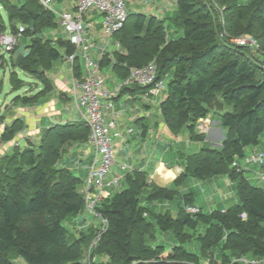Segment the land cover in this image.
<instances>
[{
    "label": "trees",
    "instance_id": "16d2710c",
    "mask_svg": "<svg viewBox=\"0 0 264 264\" xmlns=\"http://www.w3.org/2000/svg\"><path fill=\"white\" fill-rule=\"evenodd\" d=\"M218 1L224 13H215L209 0H177L176 10L163 18L130 11L125 26L115 34L126 52L116 51L114 59L104 55L100 67L111 66L122 80L132 68L154 59L157 81L170 75L159 107L174 134L187 130L192 139L203 141L205 135L196 133L197 123L211 113L218 116L226 131L221 145L205 144L186 156L185 171L174 185L188 176L200 180L228 176L239 203L224 212L214 210L205 215L199 209L190 214L186 208L194 207V196L180 195L178 216L169 211L150 216L145 203L173 200V186L149 185L144 171L127 173L126 187L95 208L109 221L95 250L99 264H201L203 258L214 264H218L217 258L230 264L234 257L264 262V189L233 166L236 159L239 163L245 159L246 149L258 145L264 134V61L233 42L242 36L252 37L264 52V0L248 4ZM0 7V35L18 33L20 28L12 25L16 19L32 25V30L22 26V34L29 32L33 39L24 55L10 58L14 68L10 83L15 92L25 87L18 70L34 78L42 91L19 95L15 100L21 106L39 104L53 88L47 76L53 62L74 54L75 48L66 39L55 43L43 36L58 22L36 0L22 6L0 0ZM169 25L182 31L181 36L169 40ZM71 65L73 75L82 81L79 55ZM152 88L135 86L121 93H147ZM229 106L232 110L225 111ZM25 127L20 118L6 124L0 143L12 140ZM89 136L90 130L82 121L57 124L46 129L38 141L29 139L27 146L14 147L1 158L0 264H14L17 259L27 264H84L98 228L77 233L64 225L87 210L82 179L59 164L70 146L88 142ZM28 220L31 227L26 228ZM201 224L205 226L203 233L199 232ZM166 231L178 242L170 249L156 243L157 234ZM192 239L201 243L202 257L185 247Z\"/></svg>",
    "mask_w": 264,
    "mask_h": 264
},
{
    "label": "crops",
    "instance_id": "0c3cea01",
    "mask_svg": "<svg viewBox=\"0 0 264 264\" xmlns=\"http://www.w3.org/2000/svg\"><path fill=\"white\" fill-rule=\"evenodd\" d=\"M63 1L60 2L59 0H55L53 5L58 6L62 4ZM238 1L241 4H248L252 0ZM56 9L58 10V8ZM100 32L102 31L95 30L92 34L93 40L96 42L97 48L99 49L96 50V48L93 51L94 53L97 52L94 55L96 56L94 57L96 62L100 63L103 56L106 54L113 58L116 51H121L123 53L126 52L121 47L120 43L119 50L108 52V47H104V50L102 47L103 44L99 42L101 39L98 38ZM62 52L64 53V50ZM63 59L67 61L66 57ZM83 68L84 66L82 65L83 77H85ZM104 68H107L115 76V78H111L102 74L106 81L108 79H112V84L108 87L113 89L116 87L120 79L114 73L111 66ZM50 71L51 70L48 72ZM48 72L47 76L53 83L51 92L43 98L41 103L30 105L29 107L21 109L23 111L17 114L19 117H16V119H22L26 126V131L19 133L18 135V137H21V140L27 141V143L23 145L24 147L28 145L29 139L34 142L38 141L44 128L48 129L57 124L75 123L80 121L83 122V117L77 109L74 99V81H78L79 79L73 75L72 69L69 80L64 79L63 75H60L59 71L55 72V75L52 77L49 76ZM40 87V89L37 87L38 91L32 92V95L42 91V85ZM163 93L164 91L157 94L153 88L148 90L147 93H120L114 99L115 106L113 109L103 108L104 120L106 123L116 120V127L112 132L116 162L112 167V171L114 170L115 172V170L118 169V176H113L112 174L111 176L114 179L119 178V181L111 187L95 189L96 193L102 195V199L112 197L115 193H117V187H126L125 176L127 173L134 170L146 172L148 174L149 185L155 184L160 187H171L185 171L187 163L186 156L197 153L205 144L212 147L221 145L223 139L225 138L226 131L223 129L221 121L217 119L215 117L216 115L213 113L209 114L206 118L201 119L197 123L196 133H203L205 135L203 141L192 139L187 130H182L178 134L172 133L165 124L159 107L164 95ZM152 106H155L159 110L160 115H154V109ZM77 110L81 116L78 115ZM11 121L12 119L3 121V124L0 125L1 129L3 130L5 125L9 124ZM132 139L135 140L136 146L140 148L138 154H133L129 151L131 146L130 140ZM17 140L18 143L21 142V140ZM3 144L4 143L0 145V156L6 150L1 147ZM260 152H264V134L261 136L260 143L258 145L251 146L246 149V157L244 160L240 161L242 167L247 168L245 172L252 171L255 174L254 179L248 178V180L258 187H261V184L264 185V181L259 179V173L264 171V168L257 164L247 163L246 159L249 155ZM95 162V155L88 142H86L70 146L68 152L63 156L59 165L69 168L82 179V191L85 194L89 183L90 170L94 167ZM123 165H127L129 169L127 171H123L121 168ZM224 177L227 178V184L231 185L229 177ZM213 180L214 179H212V181ZM119 183L120 185H118ZM226 199H228V201H233L232 206L239 203L238 195L237 197H228ZM211 201L212 200L210 199L209 204L211 205L209 208L211 212L214 211V207L220 208L223 212L232 207L229 205L224 208L222 206L224 201H221L222 203L217 201H212L211 203ZM155 203L159 204V207L161 206L163 211L167 209L166 203ZM180 203L182 204V201ZM192 205L200 209V204H197L196 201H194ZM69 221L74 226V231L77 233L87 231L90 227H99L98 218L89 214L87 211L77 217H73ZM156 243L164 245L163 240H159L158 236ZM242 259L250 263L256 261L254 259H249L248 257H244ZM216 260L218 264L222 263L220 259L217 258ZM205 261L207 260H204V263L201 262V264H207Z\"/></svg>",
    "mask_w": 264,
    "mask_h": 264
},
{
    "label": "built area",
    "instance_id": "2783aa9c",
    "mask_svg": "<svg viewBox=\"0 0 264 264\" xmlns=\"http://www.w3.org/2000/svg\"><path fill=\"white\" fill-rule=\"evenodd\" d=\"M36 1L56 18L60 19L66 40L75 48V53L68 56L67 60L73 63L76 56L81 54L80 59L84 63V79L82 81H74V99L76 107L83 117V122L90 130L88 144L96 158L95 165L90 170L85 198L87 203L86 210L98 218L99 227L96 237L86 251L83 263L99 264V257L95 254V250L103 234L108 229L109 221L95 210L102 199V195L96 193L95 189L111 187L119 181V178L109 180L112 167L116 162L112 133L116 127V120L106 123L103 108L113 109L115 106L114 99L125 88L135 86L148 88L154 86L153 89L158 94L164 91L165 83L164 81H157V65L155 62H150L143 67L132 68L126 78L119 80L116 87L110 89L105 77L101 74L100 63L96 62L92 56L93 50L97 48L92 36L93 31L97 29V25L101 24L103 27L102 32L110 38L115 37V34L123 29L128 20L131 11L130 3L133 0H74L73 10H66L61 13L53 5L55 0ZM163 1L169 5L176 3V0ZM23 32L24 27H20L19 32L16 34L13 32L2 33L0 35V44L3 50L9 53L12 52L17 46L18 37ZM233 42L239 46L249 48L254 54L261 50L260 44L252 37L242 36L234 39ZM246 162L257 164L264 168V152L249 155ZM233 166L239 170L246 171L247 169L242 167L237 159L234 161ZM121 168L123 171L129 169L127 165H123ZM259 179L264 181V171L259 173ZM186 210L190 214L199 212L196 207H187ZM243 218H246L245 214H243ZM240 261H237V263ZM244 262L251 264L245 260Z\"/></svg>",
    "mask_w": 264,
    "mask_h": 264
},
{
    "label": "rangeland",
    "instance_id": "374dc122",
    "mask_svg": "<svg viewBox=\"0 0 264 264\" xmlns=\"http://www.w3.org/2000/svg\"><path fill=\"white\" fill-rule=\"evenodd\" d=\"M10 1L15 3V4H18L20 6H22L28 2V0H10ZM209 1H210V6L213 8V10L215 9V13H217L216 11H218L219 13H224V7L220 5L218 0H209ZM176 2H177V0H176ZM176 4L177 3H175L173 5H169V4L165 3L163 0H133V3H130V10L133 14L145 13L147 15H158V16L163 18V17L169 16L170 13H173L174 10H176ZM54 6H55V8H58L60 13L63 12L64 10H71L72 11L73 10V0H65L62 2V4H60L58 6H56V5H54ZM0 11H3V9L1 7H0ZM2 15H3L5 21H9L7 15L4 12H2ZM56 20L58 22V26L54 29L45 30L43 33V36L45 38H48V39L54 41L55 43L59 39H66L64 29L62 27L60 20L59 19H56ZM223 24H224V22H223ZM12 25L16 29H19L20 27L24 26L26 29L32 30V25H29L28 23H24L23 21L17 20V19L14 20ZM102 29H103V27L101 24L97 25L96 30L102 31ZM181 34H182V31H180V30L175 31L173 29V25H169V27L167 28V36H168L169 40H175L177 37L181 36ZM98 38L101 39L99 42H101V44H103L102 45L103 48L108 47V50H109L108 52H113V51L119 50L120 47H119V41L117 38H115V37L110 38L104 32H100ZM32 39H33V36L29 32L25 33V34H21L18 37L17 46H16L15 51L13 53L5 52L2 48V45L0 44V125L3 124L2 122L6 121L7 119H12V121H14L16 119V117H19L17 114L20 113L21 111H23L21 109L29 107V105L21 106L19 104L20 101L15 100V97H17L19 95L20 96H25V95L30 96V95H32V92H36V91H38V88L39 89L41 88L40 87L41 84H38V81H36L34 78L30 77L29 75L21 72L20 70H18L19 77L23 81H25V87L22 90L15 92L14 89L12 88V84L10 83V76H12L11 74H12V71L14 70V68H12L10 65V58L11 57L17 58L21 54L24 55L27 52L28 47L31 45ZM96 50H99V49L97 48ZM104 50H105V48H104ZM260 52H255V55L261 61H264V52L262 50H260ZM95 53H97V52H95ZM95 53L92 55L93 58L96 57V56H94ZM79 56H81V54H79ZM150 62H155V60L152 59V60H150ZM80 63L82 65H84L82 59L80 60ZM71 64L72 63H70V61H68V60L66 61L63 58H60V59L54 61L53 66L51 68V71L48 72L49 76L52 77L53 75H55V72L59 71L60 75H63L64 79L69 80L70 79V72L72 69ZM101 74H103L104 76H109L111 78H113V77L115 78L114 74L112 72H110L107 68L102 69ZM169 80H170V75H168V77H165V79H164L165 85H167ZM106 83L108 86L111 85L112 79H108L106 81ZM150 101H152V100H150ZM152 108L154 109V115H160L159 110L155 106H152ZM232 108H233L232 106L226 107L225 111H231ZM77 113H78V115H80L78 110H77ZM215 117L217 119H219L218 116H215ZM45 130L46 129L44 128L42 131L44 132ZM1 131H2V129L0 127V134H1ZM24 131H26V127L24 129H22L21 132H19V133H23ZM19 133H17L15 135V137L12 138V140L4 142V144L1 146L3 149H6V150L0 156V160L6 154L12 153V150L14 149V147H24L23 145H25L27 143L26 140L23 141V140H21V137H18ZM27 137H29V136H27ZM17 139L21 140V142L18 143ZM1 144L2 143H0V145ZM130 144H131V146H130L129 151H131L133 154H136V153L138 154L140 148L138 146H136L135 140H133V139L130 140ZM214 147H218V145H216ZM117 170L118 169H116L115 172H114V170L111 171L112 173H110L109 180L114 179V178H112L111 174L113 176H115V175L118 176ZM254 176H255V174L252 171L244 172V177L247 179L248 178L254 179L255 178ZM216 178H214L213 181H212V179L200 180L194 176H188V177L182 179L178 185H173V187H172V190H174L176 192L175 198L173 200H170V201H167V200L161 201V203L167 204L166 210L163 211L161 209L162 207L161 206L159 207V204H157L155 202H146L145 203L146 207L149 210L150 216H152L153 213L160 214V213H164L166 211H169L173 217L178 216L179 203L182 201L180 199V195H187V194H191L194 196L196 203L200 204L199 208L202 210V213L205 215L211 213L210 208H209L211 205V204H209L210 199L214 202L217 201L220 203H222L221 201H224V203L222 204V206L224 208L229 206V205L232 206L233 201H231V200L228 201V199H226V198L237 197L235 186L233 185L232 182H231V185H228L226 182L227 178L224 176H220L219 178L218 177H216ZM118 185H120V183ZM260 186L262 188H264V185L261 184ZM124 188L117 187V192L122 191ZM207 198H210V199H207ZM85 200H86V198H85ZM102 200H104V199H101L99 202H101ZM212 201H211V203H212ZM213 210H220V208L214 207ZM64 225L68 229H70L71 231L74 232L75 228L70 223V221H64ZM24 227H26V228L31 227L29 220L24 223ZM200 231H202V233L205 232L204 224H201L199 232ZM188 232L194 233L193 231H189V230H188ZM157 236H158L159 240H163L164 245L168 249H170L174 245L178 244V242L176 241V239H175V237L171 231L159 232ZM185 247L191 253H197L199 256H201V257L203 256L202 245L198 240L192 239V240L188 241L185 244ZM201 260H202L201 262L204 263L205 259L203 258ZM239 260H241L240 264H248V263L244 262V259L237 258V257H234L232 259V262H230V264H237V261H239ZM205 262H207L209 264H214V262L211 260H207ZM14 264H27V263L22 259H17L14 261ZM251 264H264V262L256 260Z\"/></svg>",
    "mask_w": 264,
    "mask_h": 264
}]
</instances>
